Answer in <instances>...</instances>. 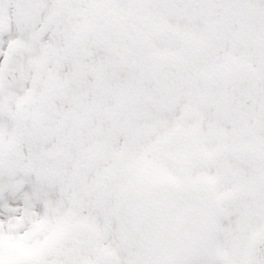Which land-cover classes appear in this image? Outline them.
<instances>
[{"label":"snow or ice","instance_id":"6c2138e0","mask_svg":"<svg viewBox=\"0 0 264 264\" xmlns=\"http://www.w3.org/2000/svg\"><path fill=\"white\" fill-rule=\"evenodd\" d=\"M0 264H264V0H0Z\"/></svg>","mask_w":264,"mask_h":264}]
</instances>
